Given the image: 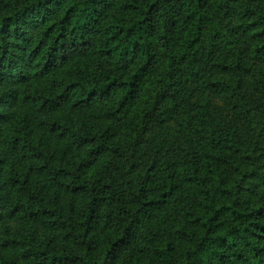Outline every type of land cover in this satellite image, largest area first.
Instances as JSON below:
<instances>
[{"label": "trees", "instance_id": "16d2710c", "mask_svg": "<svg viewBox=\"0 0 264 264\" xmlns=\"http://www.w3.org/2000/svg\"><path fill=\"white\" fill-rule=\"evenodd\" d=\"M0 264H264V0H0Z\"/></svg>", "mask_w": 264, "mask_h": 264}, {"label": "rangeland", "instance_id": "374dc122", "mask_svg": "<svg viewBox=\"0 0 264 264\" xmlns=\"http://www.w3.org/2000/svg\"><path fill=\"white\" fill-rule=\"evenodd\" d=\"M252 69V66H250ZM227 98L225 96H217L215 98H208L207 105L210 111L220 112L222 114H229ZM231 113V112H230ZM182 117H177L168 122L164 123L162 127L152 128L145 135V145L146 148H161V150H166L172 152L175 150L178 140L182 135L181 127Z\"/></svg>", "mask_w": 264, "mask_h": 264}]
</instances>
